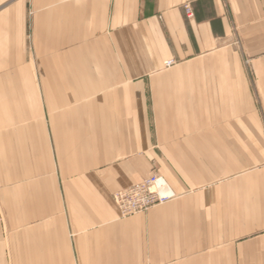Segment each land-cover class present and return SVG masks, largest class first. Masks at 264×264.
Instances as JSON below:
<instances>
[{
	"label": "crops",
	"instance_id": "1",
	"mask_svg": "<svg viewBox=\"0 0 264 264\" xmlns=\"http://www.w3.org/2000/svg\"><path fill=\"white\" fill-rule=\"evenodd\" d=\"M0 264H264V0H0Z\"/></svg>",
	"mask_w": 264,
	"mask_h": 264
},
{
	"label": "built area",
	"instance_id": "2",
	"mask_svg": "<svg viewBox=\"0 0 264 264\" xmlns=\"http://www.w3.org/2000/svg\"><path fill=\"white\" fill-rule=\"evenodd\" d=\"M186 14H191L187 5L184 6ZM174 64L172 59L165 62L168 67ZM156 174H150L143 180L133 183L125 188L119 189L112 194V199L121 216H129L143 212L150 207L162 204L169 198L168 195L159 193L155 186Z\"/></svg>",
	"mask_w": 264,
	"mask_h": 264
},
{
	"label": "rangeland",
	"instance_id": "3",
	"mask_svg": "<svg viewBox=\"0 0 264 264\" xmlns=\"http://www.w3.org/2000/svg\"><path fill=\"white\" fill-rule=\"evenodd\" d=\"M111 88H113V87H105V91H104V93H105V94H107V93L109 94ZM42 104H43V106H44V108H45V104H46V103L43 102ZM87 104H91V105H92L93 102H90V103L87 102L86 105H87ZM106 104H107V103H106ZM109 104H112V103L109 102ZM119 105H120V103H119ZM137 105L139 106V103H137ZM150 174H156V176L158 177L157 172H152V173H150ZM150 174H149V175H150ZM149 175H148V176H149ZM146 177H147V176H146ZM158 178H159V177H158ZM218 184H220V182H218L217 185H218ZM221 185H222V183H221ZM221 187H222V186H221ZM112 194H113V193H112ZM111 198H112V197H111ZM172 198H173V197L169 195V198H168V200H167L166 202L170 201ZM112 201H113V199H112ZM166 202H164V203H166ZM113 203H114V202H113ZM162 204H163V203H162ZM114 205H115V204H114ZM157 205H160V204H157ZM154 206H156V205H154ZM152 207H153V206H152ZM150 208H151V207H150ZM147 210H148V209H147ZM147 210H145V211H147ZM145 211H143V212H145ZM143 212H140V213H143ZM119 214H120V213H119ZM137 214H139V213H137ZM133 215H135V214H133ZM120 216H121V215H120ZM129 216H132V215H129ZM129 216H121V217H129Z\"/></svg>",
	"mask_w": 264,
	"mask_h": 264
},
{
	"label": "bare ground",
	"instance_id": "4",
	"mask_svg": "<svg viewBox=\"0 0 264 264\" xmlns=\"http://www.w3.org/2000/svg\"><path fill=\"white\" fill-rule=\"evenodd\" d=\"M155 186L156 188H158L160 194L162 195L170 194V190L168 189V187L166 186V184L163 182L162 179L158 178L155 182Z\"/></svg>",
	"mask_w": 264,
	"mask_h": 264
}]
</instances>
